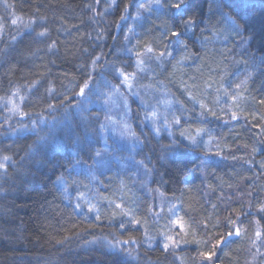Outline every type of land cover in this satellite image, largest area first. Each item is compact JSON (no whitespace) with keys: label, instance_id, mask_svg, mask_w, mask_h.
Returning a JSON list of instances; mask_svg holds the SVG:
<instances>
[{"label":"trees","instance_id":"trees-1","mask_svg":"<svg viewBox=\"0 0 264 264\" xmlns=\"http://www.w3.org/2000/svg\"><path fill=\"white\" fill-rule=\"evenodd\" d=\"M5 1L17 18L35 20V28L27 39L18 41L15 36L0 35V101H16L17 114L23 117L9 110L0 113V264H184L177 252L146 244L139 226L111 215L97 220L79 213L59 188L63 179L70 180L69 173L76 166L92 164L102 149V102L121 85L118 72L131 68L132 57L126 54L129 43L136 47L133 42H122L120 36L113 41L123 26L119 23L126 15L123 8L138 13L137 5L150 0H118L110 5L98 0ZM162 3L166 12L162 20L155 5L151 13L139 12L145 22L142 29H147L146 35L142 33V49L154 51L156 46L159 54L169 50V44L176 45L171 47L177 51L175 63L186 43L185 53L199 56L197 62L187 64L183 58L186 65L179 64L183 77L173 76L184 82L185 90L176 96L191 116L194 106L208 104L210 110L203 114L209 121L199 123L188 115L183 123L186 128L173 139L163 132L157 143L137 128L141 147L135 158L150 169L152 185L180 203L182 217L192 230L213 241L207 247L212 249L215 240L233 232L236 225L245 231L241 240L234 238L221 264H252L253 259L264 264V212L259 210L264 205V71L255 72L239 90L246 106L235 112L245 115V121L230 120L232 111L222 112L216 97L223 90L213 81L225 67L233 70L229 59L236 53L227 56L224 47L215 52V46L200 53V39L234 32L241 36L247 52L264 64V0H187L184 16L196 21L194 37L184 31L178 39L157 29L179 26L183 30V23L175 19L183 17L182 12L173 13L169 0ZM235 24L241 25L239 33ZM10 26V16L0 6V29L10 31ZM237 37L230 40L227 36L225 45ZM167 66L169 71L175 67ZM204 67L207 71L199 72L201 76H190L192 69ZM221 78L222 84L228 80ZM85 81L91 91L85 89L86 95L81 96ZM157 82L165 83L159 73ZM203 82L207 83L205 99L196 91ZM188 94L199 100L191 103ZM213 112L216 118L227 116L225 129L210 120ZM197 130H203L200 138L210 141L208 149L207 144L200 146L204 141L197 140ZM167 146L172 150L166 151ZM243 149L251 151L243 154ZM233 153L237 161L230 159ZM6 156L11 159L4 160ZM210 199L219 209L217 218L214 208L210 205L211 211L204 203ZM147 231L151 233L150 227Z\"/></svg>","mask_w":264,"mask_h":264},{"label":"rangeland","instance_id":"rangeland-1","mask_svg":"<svg viewBox=\"0 0 264 264\" xmlns=\"http://www.w3.org/2000/svg\"><path fill=\"white\" fill-rule=\"evenodd\" d=\"M175 2L176 0H169V4ZM184 8L181 10L183 17L175 18L179 21L180 25L182 20L187 19V17L184 16ZM157 10L159 18L160 15L166 18V12L163 8H157ZM173 13L177 12L173 10ZM137 17L139 16L135 18ZM225 19L227 21L231 20L229 17ZM143 23H145L144 18L140 17L134 23V27L129 29L130 32H134L129 39L136 45L135 47L132 43H129L130 52H138L140 55H137V53L132 54V59H136V63L133 73L128 76V83L125 84L124 78H122L121 85L116 87L117 89L114 91L113 95L108 96V98L102 102L105 116L102 125L105 126L107 131L101 129V131H103V144L100 151L101 157H96L95 160L92 161V164L88 166H76L75 170L69 173L71 175L70 180L63 179L59 183V188L62 192L64 191L66 199L71 202L75 208L77 203L81 205L80 208L76 209L79 213L87 217L94 219L99 217L97 220H106L108 218L107 216L111 215L112 219H118L123 223L132 224L133 227L139 226L143 229L145 236L144 241L149 246L158 244L163 247L167 236L174 237L178 246H170L168 250L170 249L177 252V255L185 260L184 264H221L220 261L223 259V256H225V251L232 245L234 238L236 237L238 240H241L246 234L245 231L238 225L234 226L233 232L239 229V235L229 237L230 243L227 245L218 246L215 249L216 254L213 261L205 260L200 253L213 250L206 246V244L213 241H208L209 238L206 237V231L204 230L205 225H202L200 228L206 239L199 237L197 233L192 230L189 221L184 220L180 203L171 200L152 185L150 169L146 165H141L140 161L135 158V155L141 147L136 133L137 128L143 132L148 128L155 136H159L164 132L169 138L173 139L179 134L183 127L186 128L183 124L185 122L183 119H188V115L191 116V114L186 111L184 105L179 103V99L176 96L178 86L175 83V79H170V81L169 79H165V83L157 82V73L164 72L168 69V64L175 66L171 70L174 76L178 74L183 77L178 69L179 64H182L183 58L187 64L191 61L190 59L196 62L199 60V56L194 55L193 57L189 55L190 58H188V55L183 53L177 57L175 63L172 62L176 59L175 53L177 51L171 48L176 45L171 44L166 46L170 47V49L165 51L166 54L163 57L159 55L162 51H159V54L156 52V46H154V51H148V49H150L148 47L142 49V45L145 44L141 41L143 38L142 33L146 35L144 31H147L145 28L142 29L144 26ZM193 27L185 30L191 37H194L192 34ZM141 29L142 31H140ZM157 29L165 36L170 35V32L174 30L173 28L167 29L165 27H159ZM213 35L214 36L206 39H200L201 54L206 51V47H211L212 49L214 46L216 48V50H214L215 52H219L220 49L224 47L225 49L223 51L226 50L227 56L231 55L233 52L236 53L229 59L231 62L230 66L233 67V70L229 68V71L228 68L225 67L219 73L220 77L217 76L216 80L213 81V84L220 85L223 90L222 93H225L226 97H228V95L232 97L231 99H224L223 95H221L222 100L225 102L224 104L232 106L233 104H239L240 101L244 103L243 100H241L242 95L238 94L239 90L252 80L255 72L259 73L261 70L264 71V64L247 52L245 43L242 41L240 35L238 36V34L234 32L226 33L230 40L238 36L233 41L234 43L230 45H225L227 43V36L223 37L217 33ZM169 52L171 55L167 54ZM243 52H246L248 57L245 55L242 57ZM212 54L214 55L213 52ZM239 57H242L240 61L241 66L237 68V66L240 65L237 61ZM224 62L225 60H223V63ZM180 69L181 71H185L184 67H180ZM192 70L190 76L195 79L196 76H201L200 73H205L207 68H198L196 69L197 71L195 69ZM221 77L228 80L224 82L222 80V84L221 79L223 78ZM147 80L149 82L148 87ZM237 85H240V87L237 88ZM206 86L207 83L203 82L197 86L196 91L199 94H204ZM182 89L183 88L180 86V90ZM226 89L229 91H226ZM132 93H136V95H132ZM125 97H127L128 109L130 110L128 115L125 114ZM203 97H206V94H204ZM233 97H235V99H233ZM4 105L13 115L18 113V103L16 101L12 100ZM244 106L246 105L244 104ZM100 107L101 106H97V108ZM153 111L156 113L155 117L151 116ZM231 111L232 112L228 113L230 120L245 121V115L238 111L239 114H237L235 112L236 110ZM146 113L148 114V119H145ZM233 113H235V118L232 116ZM16 116L19 119L23 118L20 114ZM191 117L198 120L199 123L209 121L208 116L203 114V112L195 113ZM177 118L179 119L178 123ZM206 119L207 121H205ZM125 125H127V127H125ZM156 127L160 128L159 133L154 130ZM202 131L203 130H197V140L200 138L199 134H201ZM203 141L207 144L206 149H208L210 147V141L206 139V136L199 139L200 143ZM209 151L211 150L209 149ZM248 151L251 150L243 149L242 153L247 154ZM235 153H237V151H235ZM218 155L221 157V153H218ZM145 157L149 158L147 155H145ZM101 158L104 160L103 165L98 163V160ZM230 159L233 161L238 160V158L234 156V153ZM214 164H217V162L214 161ZM204 203L214 208L213 211L215 214L213 213V217L217 218L218 215L216 214H219V209H217L218 207L215 201L210 199ZM118 204L121 205V208L116 207ZM245 204H248V202ZM89 205H92L93 211H89ZM211 206L210 210L212 211ZM124 212L130 213V215H124ZM142 217H145V219L142 220ZM177 218L182 219V223L184 224L183 228L174 223ZM130 219L140 220L141 224L130 223ZM149 227L151 233L147 231ZM183 241H187V243ZM250 262L256 264V259Z\"/></svg>","mask_w":264,"mask_h":264},{"label":"bare ground","instance_id":"bare-ground-1","mask_svg":"<svg viewBox=\"0 0 264 264\" xmlns=\"http://www.w3.org/2000/svg\"><path fill=\"white\" fill-rule=\"evenodd\" d=\"M117 1L118 0H98L99 3H101V4L105 3L106 5H107V3L110 5V3H112V2L117 3ZM0 6H1L3 11H7L8 15L10 16V22H11V26H10L11 30L9 31V30H4V29L1 28L0 29V35H2V34L5 35V36L7 35V37H11V38H13V36H15L16 37L15 41H18V40H21V39H27L28 38V34H30V33H32L34 31V28H35L34 27V22H35V20L34 21H29V20H26L24 18H19V17L17 18L16 15H15L14 10L10 7V5L7 4V2L5 0H0ZM123 10L126 12V15H125V19H123L121 22H119L121 25H123L122 29H121V34L116 36L113 41H116L119 36H120L119 39L122 42L130 41L129 38L131 37L132 34H134V32H130L129 29L134 27V23L136 22V20H138L140 17H143L140 14L138 15V13H135L133 10H129L127 8H123ZM136 16H139V17L135 18ZM119 17H118V19H119ZM160 17H161V20H162V16H160ZM13 20L16 21L15 24L12 23ZM130 42H132V41H130ZM184 45L187 46L186 43H184ZM188 48L189 47H184L182 53H185V50H188ZM163 50H167V49H163ZM127 56H129L130 59H131L132 53L128 52ZM191 56L194 57V54L191 55ZM188 58H190L189 55H188ZM190 60L193 61V59H190ZM135 63H136V59H134V60L131 59V63L128 64V65L132 64L131 68L128 71L123 72V73H125V74L133 73L134 68H135ZM159 74L162 77H164L166 80L169 79V81H170V79H174V76H173V73H172L171 70L169 71L168 69H166L164 72H161ZM118 78H119V80L122 83V78L123 77L118 75ZM180 81L181 80H178V81H177V79L175 80V83L178 86V91H180V86L183 88L182 91H184L185 90V86L183 85L184 82H180ZM147 84H148L147 85V87H148L149 86L148 80H147ZM178 91H176V92H178ZM221 94H222V92L219 91L218 94L216 95V97H217V99H219L218 101H219V103L221 105L219 107L222 109V112L227 113V112H229L231 110H242V108L244 106V103H242V101H240L241 105H240V102H239V104H233L232 106L231 105H226V104H224V102H223V100L221 98ZM203 95L204 94H199V97L201 96L202 98L205 99V97H203ZM187 96L190 97V100H192L191 103H195V102H197L199 100V98H196V100H195V98L192 97L191 94L190 95L188 94ZM175 98H176V96H175ZM180 104L182 105V102ZM207 107H208V104H205V102H203L202 105H199V106L196 105V107L194 106L193 107V111L195 113L205 112L204 110L209 111L210 109H208ZM0 113L7 114V109L5 108V105L1 101H0ZM210 120H212V122H214L216 124L218 123L217 125L222 126L224 129H225V127L228 126L227 125L228 122H227V119H226L225 115L224 116L222 115V117H220V118H216L215 116L214 117L212 116V118H210ZM184 121H188V119L184 120ZM22 122H26V119H23ZM145 131H147L150 134L151 139L154 140L153 142L157 143V136H155L152 132H150V130L148 128H146ZM200 146L201 147H206V143H201ZM211 151L213 152V150H211ZM76 211H77V209H76ZM144 219H145V217H142V220H144Z\"/></svg>","mask_w":264,"mask_h":264},{"label":"snow or ice","instance_id":"snow-or-ice-1","mask_svg":"<svg viewBox=\"0 0 264 264\" xmlns=\"http://www.w3.org/2000/svg\"><path fill=\"white\" fill-rule=\"evenodd\" d=\"M187 3V0H176L175 3H171L168 5L169 8L175 10L176 12H181V10L185 7ZM153 5H155L157 8H163L164 7V3H162V0H150L149 3L147 4H138L137 5V10H138V15H139V12L141 9L143 10H146L148 11L149 13H151V11L153 10ZM121 19H125L124 16H121ZM13 24L16 23L15 20L12 21ZM183 23V30L180 29V27L178 26L175 30H172L170 32V35L171 37L173 38H180L183 34H184V31L187 30L188 28L190 27H193L195 24H196V21L193 17H188L186 20L182 21ZM234 27V30L239 33L240 30H241V25L239 24H235L233 25ZM40 35H44V33H40ZM148 51H152L151 49H148ZM166 53L165 52H161L159 55L161 57H163ZM168 55H171V53H167ZM137 55H140V54H137ZM119 76H122L124 78V83L127 84L128 83V76L129 74H125L123 73L122 71L118 73ZM240 85H237V88H239ZM85 89H88L89 91H91L90 87H89V84L87 81L84 82V85L83 87L80 88V92H79V95L81 96H85L86 95V92H85ZM132 95H136V93H132ZM233 99H235V97H233ZM261 103H264V101H261ZM124 106H125V114L128 115L129 114V109H128V101H127V97L124 98ZM49 107H56V105H49ZM156 113L155 111H153L151 113V116L152 117H155ZM212 115L214 116L215 113L213 112ZM233 118H235V113L232 114ZM145 119H148V114L146 113L145 115ZM179 122V119L177 118V123ZM102 130L104 131H107V129L105 128L104 125H100L99 126ZM125 127H127V125H125ZM157 133L160 132V128L159 127H156L154 129ZM191 139V138H190ZM175 143V142H174ZM171 147L170 146H167L166 147V151H171ZM95 156L97 158H100L101 157V153L99 151H97L95 153ZM11 159L10 157H4V160H9ZM98 163H100L101 165H103L104 163V160L101 158L98 160ZM141 165H143V161L140 162ZM3 165H0V167H2ZM146 167V166H145ZM6 175V174H5ZM81 205L79 203L76 204V208H80ZM89 211H93V207L92 205H89ZM117 208H121V205H116ZM261 212H264V205H261L260 206V209H259ZM124 215H130V213L128 212H124L123 213ZM97 219H99V217H97ZM130 223H134V224H140V221L139 220H131L129 221ZM174 223L176 225H179L181 228L184 227V224L182 223V219L181 218H177ZM120 227L121 228H124L125 225L123 223L120 224ZM233 235H239V229H236L235 232H228L226 233L225 235H222L220 236L218 239L215 240V243L212 245V251H206V252H202L200 253V255L207 261H213V258L215 256V249L218 247V246H221V245H227L228 243H230V240H229V237H232ZM260 233L258 232L257 233V236H259ZM184 243H187V241H183ZM170 246L172 247H176L178 246L177 245V241L174 237L172 236H167L166 237V242L163 244V248L165 250H167Z\"/></svg>","mask_w":264,"mask_h":264}]
</instances>
